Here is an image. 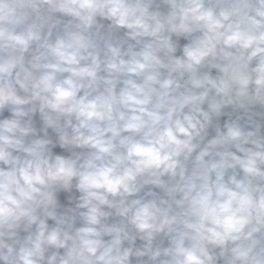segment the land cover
Returning <instances> with one entry per match:
<instances>
[{"label": "clouds", "instance_id": "clouds-1", "mask_svg": "<svg viewBox=\"0 0 264 264\" xmlns=\"http://www.w3.org/2000/svg\"><path fill=\"white\" fill-rule=\"evenodd\" d=\"M0 264H264V0H0Z\"/></svg>", "mask_w": 264, "mask_h": 264}]
</instances>
